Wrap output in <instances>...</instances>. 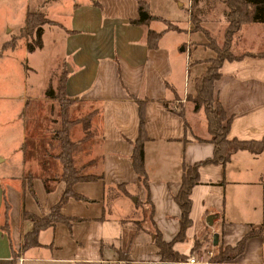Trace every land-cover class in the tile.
Masks as SVG:
<instances>
[{"label": "crops", "instance_id": "1", "mask_svg": "<svg viewBox=\"0 0 264 264\" xmlns=\"http://www.w3.org/2000/svg\"><path fill=\"white\" fill-rule=\"evenodd\" d=\"M138 1L152 18L132 24ZM32 10L52 25L41 36L53 35L49 42L58 45L40 93L28 100L48 85L56 92L62 71L63 96L97 110L100 138L83 161L82 173L91 178L72 185L79 198L69 197L59 208L63 220L32 237L26 236L33 226L28 216H46L63 183L58 199L48 201L60 181L46 192L38 179L36 190L23 179L24 151L19 174L0 173V264H100L119 259L118 249L130 261H157L152 232L169 241L179 229L173 197L182 167L212 156L203 111L183 101L214 57L210 43L218 34L223 41L226 6L222 0H34L22 23ZM148 31L160 33L151 46ZM228 49L234 57L221 61L212 84L229 119L227 137L258 140L264 135V23L241 24ZM140 117L146 185L130 163ZM188 197L190 222L171 250L209 260L207 251L232 247L264 223V150H237L224 164L200 165ZM219 264H264L261 239L247 237L236 257Z\"/></svg>", "mask_w": 264, "mask_h": 264}, {"label": "rangeland", "instance_id": "2", "mask_svg": "<svg viewBox=\"0 0 264 264\" xmlns=\"http://www.w3.org/2000/svg\"><path fill=\"white\" fill-rule=\"evenodd\" d=\"M33 4L34 0H0V157L5 159V162L0 163V173L19 174L20 159L24 151L23 179L27 182L32 180L36 190L40 188L38 179H45L51 190L58 182L61 172L60 160L54 156L60 150L61 131L65 127L62 120L72 122L67 137L74 143L71 157L75 167L82 165L88 158L87 155L97 147L100 134L97 110L87 108L82 102L48 98L43 92L36 99L28 100L40 93L45 80V67L58 45L53 46L49 42L53 35L40 36L41 47L23 53L22 50L30 39L28 35L32 36L24 27V19L22 23L23 13L26 6L30 8ZM183 4L186 6L185 1ZM30 12L37 16L40 14L38 19L46 20L39 10ZM20 23L22 26L17 29L16 26ZM50 24H43L42 28L51 27ZM212 42L220 45L221 35L218 34L216 39L214 37ZM24 97L27 99L26 105L23 103ZM183 104L189 108L192 106L186 99ZM58 188L62 190L61 182L48 201L55 202L58 199ZM117 211H120L119 206ZM48 217L55 221L60 220L54 211L46 218ZM144 217H147V208L143 210ZM129 218L139 219L140 216ZM205 256L206 254L202 257Z\"/></svg>", "mask_w": 264, "mask_h": 264}, {"label": "trees", "instance_id": "3", "mask_svg": "<svg viewBox=\"0 0 264 264\" xmlns=\"http://www.w3.org/2000/svg\"><path fill=\"white\" fill-rule=\"evenodd\" d=\"M226 6L224 13L226 19V26L223 31V41L220 45L211 42L212 50L214 51V57L207 60L209 65L205 71L198 77L193 79V95H187L186 100L192 104L193 111L201 109L203 111V117L208 131L207 141L212 145V156L208 159L195 162L188 166L182 167V173L180 178V186L178 192L174 195L173 199L179 208V229L176 235L169 241H163L159 234L153 233L154 246L156 247V254L159 256L160 264H176V262L183 261L186 256L179 255L171 250L173 242L180 241L183 239V233L185 228L189 225L188 210L190 207L189 191L190 188L197 183V168L202 164L207 163H219L224 164L229 156L237 150H247L252 154L260 153L264 150V135L258 140H238L235 138H228V123L229 119L226 117L221 105L216 99L213 92V81L219 76L218 68L223 59H232L234 56L231 55L228 49L229 40L232 34L237 30L241 24L246 22L252 23H264V0H222ZM137 18L130 21L132 24H142L152 16L148 13L146 5L138 1L137 6ZM40 15V14H39ZM36 14L27 11L24 16V27L32 33V36L28 35L30 39L25 45L27 51H32L35 48L41 47V30L43 24H50L46 19L40 20ZM167 28H172V25L167 24ZM160 33L148 31L147 40L149 45L153 44L155 38ZM2 49V48H1ZM63 72L61 71L58 77V86L56 92H54L50 85H48L43 94L48 98H62L67 100L62 93V80ZM64 100V101H65ZM141 116V113H140ZM65 123L63 128L62 137L60 139L61 145L59 152L54 158L59 159L61 163V172L58 176V181L63 183V192L60 195L58 201L50 207L49 213L44 217H34L32 215L28 218L32 221V230L26 235L32 237L36 230L52 225L55 220L46 218L50 215L51 211L57 214V218L62 221L63 217L59 214L60 206L71 196L79 198L74 194L72 185L75 182L88 180L91 177L82 173L85 164L75 167L71 154L73 152L74 143L68 140L67 132L69 125L72 123L70 120H62ZM143 119L140 117L139 120V133L138 137L132 144V153L130 155V163L132 169L138 176L142 184L146 185V178L143 169V151L142 142L144 136L142 133ZM25 144V142H24ZM44 189L46 192L50 190L47 184V180H42ZM55 209V210H53ZM258 236L262 241V260L264 261V223L260 224L256 228H251L244 237L238 241L232 247H218L216 253L209 257V261L214 263H221L228 261L236 257L242 250L243 242L247 237ZM27 238V239H28ZM198 248L197 241L192 247V251ZM119 259L128 260L127 254L123 250L118 249ZM129 264V263H127Z\"/></svg>", "mask_w": 264, "mask_h": 264}, {"label": "built area", "instance_id": "4", "mask_svg": "<svg viewBox=\"0 0 264 264\" xmlns=\"http://www.w3.org/2000/svg\"><path fill=\"white\" fill-rule=\"evenodd\" d=\"M212 251H207V256L210 257ZM136 263V264H160L159 260L157 261H130V260H121V259H112V260H101L100 264H127V263ZM176 264H213L209 260L196 259L193 255H187L183 261L176 262Z\"/></svg>", "mask_w": 264, "mask_h": 264}, {"label": "water", "instance_id": "5", "mask_svg": "<svg viewBox=\"0 0 264 264\" xmlns=\"http://www.w3.org/2000/svg\"><path fill=\"white\" fill-rule=\"evenodd\" d=\"M132 200L134 201V198L132 197ZM206 221L208 222V219H206ZM212 244L215 245L216 244V236L213 235L212 236Z\"/></svg>", "mask_w": 264, "mask_h": 264}]
</instances>
